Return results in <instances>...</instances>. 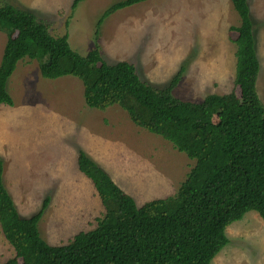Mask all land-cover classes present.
I'll list each match as a JSON object with an SVG mask.
<instances>
[{"label": "rangeland", "instance_id": "374dc122", "mask_svg": "<svg viewBox=\"0 0 264 264\" xmlns=\"http://www.w3.org/2000/svg\"><path fill=\"white\" fill-rule=\"evenodd\" d=\"M0 0L30 11L55 37L67 34L72 50L97 48L108 64L126 61L157 89L180 72L173 97L201 102L208 94L238 91L234 79L239 17L230 0H146L105 17L118 0ZM259 60L256 90L264 106V0H248ZM7 35L0 31V60ZM13 105H0V161L6 190L22 217L47 206L38 222L42 238L64 245L97 224L104 209L77 167L82 150L137 206L176 193L195 160L159 135L136 126L113 105L87 107L81 80L43 78L24 58L7 81ZM229 239L210 264H264V220L247 212L225 230ZM15 255L0 228V264Z\"/></svg>", "mask_w": 264, "mask_h": 264}, {"label": "trees", "instance_id": "16d2710c", "mask_svg": "<svg viewBox=\"0 0 264 264\" xmlns=\"http://www.w3.org/2000/svg\"><path fill=\"white\" fill-rule=\"evenodd\" d=\"M146 0H118L98 19ZM239 17L234 83L238 91L208 94L201 102L172 95L178 72L162 89L142 80L133 64H108L97 48L86 56L67 34L51 35L33 13L0 4L7 35L0 60V105H13L7 81L24 58L36 60L43 78L81 80L87 107L116 105L138 127L170 141L195 160L176 193L137 206L82 150L79 171L91 180L104 209L94 228L64 245H49L38 222L47 206L22 217L6 190L0 161V228L15 255L3 264H210L228 244L226 228L249 211L264 220V106L256 90L259 60L248 0H230ZM81 0H73L74 10Z\"/></svg>", "mask_w": 264, "mask_h": 264}]
</instances>
